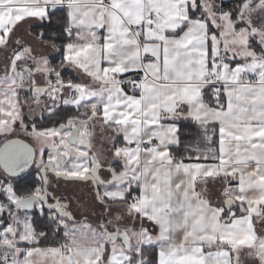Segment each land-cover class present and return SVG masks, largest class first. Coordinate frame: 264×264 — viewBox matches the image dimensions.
Listing matches in <instances>:
<instances>
[{
    "label": "snow or ice",
    "instance_id": "obj_1",
    "mask_svg": "<svg viewBox=\"0 0 264 264\" xmlns=\"http://www.w3.org/2000/svg\"><path fill=\"white\" fill-rule=\"evenodd\" d=\"M0 264H264V0H0Z\"/></svg>",
    "mask_w": 264,
    "mask_h": 264
},
{
    "label": "crops",
    "instance_id": "obj_2",
    "mask_svg": "<svg viewBox=\"0 0 264 264\" xmlns=\"http://www.w3.org/2000/svg\"><path fill=\"white\" fill-rule=\"evenodd\" d=\"M75 76V73H72ZM59 188L62 189L61 185ZM58 194L69 196L73 200V210L75 211L78 219H83L87 217L88 222L95 224L97 222V217L99 215V209L95 210V213L91 210L92 205V198L89 195V190L87 187L81 186L78 189L77 195H70L68 192L64 190L58 189ZM79 197L81 203L85 205V207H80L76 204V198Z\"/></svg>",
    "mask_w": 264,
    "mask_h": 264
},
{
    "label": "trees",
    "instance_id": "obj_3",
    "mask_svg": "<svg viewBox=\"0 0 264 264\" xmlns=\"http://www.w3.org/2000/svg\"><path fill=\"white\" fill-rule=\"evenodd\" d=\"M229 2H232V0H229ZM74 76L71 72H65V77ZM35 171H31L30 175H25L24 179H21L18 181L17 187L19 189L26 188L30 185V182L35 178Z\"/></svg>",
    "mask_w": 264,
    "mask_h": 264
},
{
    "label": "rangeland",
    "instance_id": "obj_4",
    "mask_svg": "<svg viewBox=\"0 0 264 264\" xmlns=\"http://www.w3.org/2000/svg\"><path fill=\"white\" fill-rule=\"evenodd\" d=\"M60 185L62 187V190L68 192L70 195H75V196L78 193V189L82 186V185H71V184L66 185L64 183H61Z\"/></svg>",
    "mask_w": 264,
    "mask_h": 264
},
{
    "label": "flooded vegetation",
    "instance_id": "obj_5",
    "mask_svg": "<svg viewBox=\"0 0 264 264\" xmlns=\"http://www.w3.org/2000/svg\"><path fill=\"white\" fill-rule=\"evenodd\" d=\"M32 171H35V170L33 169ZM60 190H62V189L60 188Z\"/></svg>",
    "mask_w": 264,
    "mask_h": 264
}]
</instances>
